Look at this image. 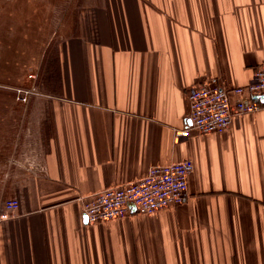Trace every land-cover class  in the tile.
Here are the masks:
<instances>
[{
  "label": "crops",
  "instance_id": "1",
  "mask_svg": "<svg viewBox=\"0 0 264 264\" xmlns=\"http://www.w3.org/2000/svg\"><path fill=\"white\" fill-rule=\"evenodd\" d=\"M56 21L27 99L0 98V208L18 200L0 218V264H264V107L178 133L194 86L233 101L253 81L264 0H79ZM183 158V203L87 222V195Z\"/></svg>",
  "mask_w": 264,
  "mask_h": 264
},
{
  "label": "built area",
  "instance_id": "2",
  "mask_svg": "<svg viewBox=\"0 0 264 264\" xmlns=\"http://www.w3.org/2000/svg\"><path fill=\"white\" fill-rule=\"evenodd\" d=\"M232 92L235 95L233 101L228 91L214 83H202L190 89L187 93L189 127L178 133L186 136L190 129L200 134L223 132L230 127L235 115L253 113L263 108L264 103L250 100L247 95L264 94V63L254 70L252 82L236 87ZM16 93L23 100L30 94L23 88H17ZM193 166L189 158L168 164H154L149 166L143 176L132 182L87 195L82 204L87 222H108L124 218L130 213L152 214L183 203L188 195L187 180ZM17 208L16 198L4 200L0 218H5Z\"/></svg>",
  "mask_w": 264,
  "mask_h": 264
},
{
  "label": "rangeland",
  "instance_id": "3",
  "mask_svg": "<svg viewBox=\"0 0 264 264\" xmlns=\"http://www.w3.org/2000/svg\"><path fill=\"white\" fill-rule=\"evenodd\" d=\"M77 1L0 0V98L13 97L14 93L16 97L17 88L13 89V83L17 73L21 75L23 89L31 93L26 88L30 85L28 78L23 80L24 74L28 70L33 74L37 69L44 70L42 54L46 47L50 52L54 51L56 43H51L52 33L57 18L62 14V7L68 2Z\"/></svg>",
  "mask_w": 264,
  "mask_h": 264
},
{
  "label": "water",
  "instance_id": "4",
  "mask_svg": "<svg viewBox=\"0 0 264 264\" xmlns=\"http://www.w3.org/2000/svg\"><path fill=\"white\" fill-rule=\"evenodd\" d=\"M130 206L133 208V205H132V203H130Z\"/></svg>",
  "mask_w": 264,
  "mask_h": 264
}]
</instances>
